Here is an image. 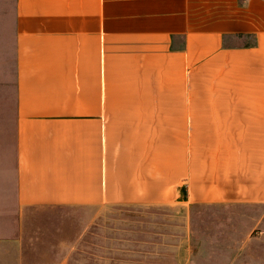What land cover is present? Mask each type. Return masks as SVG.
Here are the masks:
<instances>
[{
  "label": "crops",
  "instance_id": "obj_1",
  "mask_svg": "<svg viewBox=\"0 0 264 264\" xmlns=\"http://www.w3.org/2000/svg\"><path fill=\"white\" fill-rule=\"evenodd\" d=\"M9 39L19 208L264 206V0H0Z\"/></svg>",
  "mask_w": 264,
  "mask_h": 264
},
{
  "label": "rangeland",
  "instance_id": "obj_2",
  "mask_svg": "<svg viewBox=\"0 0 264 264\" xmlns=\"http://www.w3.org/2000/svg\"><path fill=\"white\" fill-rule=\"evenodd\" d=\"M15 116V54L9 39L0 50V264H226L224 256L235 251H264L259 204L19 208Z\"/></svg>",
  "mask_w": 264,
  "mask_h": 264
}]
</instances>
